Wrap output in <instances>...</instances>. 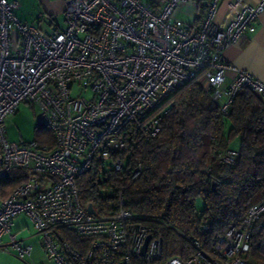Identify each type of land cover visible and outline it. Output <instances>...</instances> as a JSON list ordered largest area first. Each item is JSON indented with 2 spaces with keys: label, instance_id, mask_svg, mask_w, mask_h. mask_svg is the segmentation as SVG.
Returning a JSON list of instances; mask_svg holds the SVG:
<instances>
[{
  "label": "built area",
  "instance_id": "1",
  "mask_svg": "<svg viewBox=\"0 0 264 264\" xmlns=\"http://www.w3.org/2000/svg\"><path fill=\"white\" fill-rule=\"evenodd\" d=\"M187 1L64 0V28L43 33L18 20L16 0H0V182L13 169L25 170V179L0 196V250L11 249L22 261L31 255L32 245L13 231L23 214L54 264L247 263L264 197L237 226L214 234L208 251L194 241L182 259L164 256L161 237L125 207L121 192L108 215L89 212L78 194L76 180L94 159L114 171L126 169L132 143L159 134L157 108L194 73L223 116L243 88L264 98V82L224 57L226 48L255 31L264 0H231L232 15L222 24L217 14L223 0H208L195 27L174 17ZM23 102L38 108L36 125L50 130L52 146L7 138L4 120ZM212 152L219 163H236L235 149ZM140 173L134 166L132 178ZM64 228L92 238L84 252L57 235Z\"/></svg>",
  "mask_w": 264,
  "mask_h": 264
},
{
  "label": "trees",
  "instance_id": "2",
  "mask_svg": "<svg viewBox=\"0 0 264 264\" xmlns=\"http://www.w3.org/2000/svg\"><path fill=\"white\" fill-rule=\"evenodd\" d=\"M201 8L203 13L204 5ZM198 75L194 73L157 108L162 112L159 134L132 143L126 169L114 171L106 167L108 162L94 159L76 180L81 203L91 204L98 214L114 213L121 192L125 207L161 237L165 257L186 258L194 241L208 251L214 234L237 226L247 209L264 197V98L243 88L223 116L198 83ZM236 138L240 141L236 163H219L212 148L225 151ZM33 139L54 144L52 133L42 126H35ZM115 157L112 154L110 161ZM136 165L141 173L132 178ZM24 179L25 170H11L0 182V196H7ZM197 198L203 200L201 210ZM57 235L80 252L92 240L65 228ZM262 236L264 216L254 226L246 264H264Z\"/></svg>",
  "mask_w": 264,
  "mask_h": 264
},
{
  "label": "crops",
  "instance_id": "3",
  "mask_svg": "<svg viewBox=\"0 0 264 264\" xmlns=\"http://www.w3.org/2000/svg\"><path fill=\"white\" fill-rule=\"evenodd\" d=\"M16 1L18 6L14 12L21 23L34 25L43 33L59 31L64 28V0ZM144 1L156 4L161 0ZM207 1L208 0H188L187 2L181 3L175 9L174 17L190 26H198L203 15L201 6L205 5ZM246 1L254 3L256 0ZM231 5V0H223L220 3L217 22L222 24L230 18L232 15ZM38 14H42V16L38 18ZM224 57L228 62L248 71L261 82H264V11L259 15L255 24V31L249 34L248 38L241 44L231 45L226 48ZM234 143H238V146L233 147ZM239 143V138H236L229 146L233 149H238ZM20 216L25 217L31 225L30 220L23 214L18 215L16 218ZM15 219L13 231L16 237L26 243H30L32 245V252L25 261H22L16 257L11 249L8 251L0 250V264H54L47 257L49 261L46 260L40 240H38L37 246L30 241L31 236L25 231L27 224L23 221L20 225H16ZM39 246L42 248V253Z\"/></svg>",
  "mask_w": 264,
  "mask_h": 264
},
{
  "label": "rangeland",
  "instance_id": "4",
  "mask_svg": "<svg viewBox=\"0 0 264 264\" xmlns=\"http://www.w3.org/2000/svg\"><path fill=\"white\" fill-rule=\"evenodd\" d=\"M17 37V36H16ZM15 37V42H16ZM16 46V43H15ZM91 84H88V89L90 88ZM72 95H77L78 89L75 87L72 89ZM88 94V91L84 92V95ZM87 96V95H86ZM38 113L37 107H32L28 103L23 102L19 107L17 112L5 118L3 127L6 132V136L11 141L22 142V141H29L34 138V129L36 126V114ZM238 143H234L233 147L238 146ZM196 207L198 210L203 208V200L201 198L196 199ZM27 224L25 231L27 234L31 236V242L37 246L38 243V236L36 235L35 231L33 230L32 226L28 222V220L20 216L15 219L16 225H20L22 222ZM259 248L262 254H264V236L261 237ZM39 249L42 253V248L39 246ZM4 251V250H3ZM47 256L45 255V258ZM47 260V258H46ZM50 260V259H49ZM47 260V261H49Z\"/></svg>",
  "mask_w": 264,
  "mask_h": 264
},
{
  "label": "water",
  "instance_id": "5",
  "mask_svg": "<svg viewBox=\"0 0 264 264\" xmlns=\"http://www.w3.org/2000/svg\"><path fill=\"white\" fill-rule=\"evenodd\" d=\"M86 208H87V210H88L89 212H91V213H95V210L93 209V207H92L91 204H88V205L86 206ZM149 240H150V235H148V236L146 237V239H145V242H144V245H143V248H142V251H141L142 254L145 252V250H146V246H147V243H148Z\"/></svg>",
  "mask_w": 264,
  "mask_h": 264
}]
</instances>
